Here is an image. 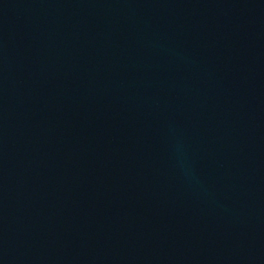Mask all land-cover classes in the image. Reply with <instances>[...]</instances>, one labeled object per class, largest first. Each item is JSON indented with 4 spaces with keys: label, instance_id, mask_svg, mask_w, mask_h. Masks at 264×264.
I'll list each match as a JSON object with an SVG mask.
<instances>
[{
    "label": "water",
    "instance_id": "water-1",
    "mask_svg": "<svg viewBox=\"0 0 264 264\" xmlns=\"http://www.w3.org/2000/svg\"><path fill=\"white\" fill-rule=\"evenodd\" d=\"M0 264H264V0H0Z\"/></svg>",
    "mask_w": 264,
    "mask_h": 264
}]
</instances>
